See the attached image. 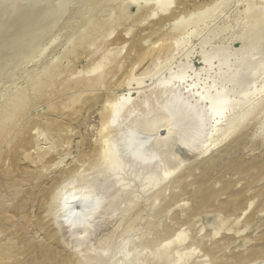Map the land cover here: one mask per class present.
Returning <instances> with one entry per match:
<instances>
[{
	"label": "rangeland",
	"instance_id": "rangeland-1",
	"mask_svg": "<svg viewBox=\"0 0 264 264\" xmlns=\"http://www.w3.org/2000/svg\"><path fill=\"white\" fill-rule=\"evenodd\" d=\"M102 1L81 20L61 18L62 25L60 19L57 31L37 50L25 46L27 52L21 49L17 60L0 61V264H76L81 259L83 264H264V0ZM145 7L154 11H142ZM154 12L159 15L150 18ZM64 21L76 22L88 38L79 34L70 44ZM97 21L104 26L93 34ZM167 43L168 49L158 52ZM54 56L59 58L54 65L60 68L53 67L58 73L40 75ZM101 72L107 74L105 83L93 91L76 87L77 80ZM173 75L182 79L162 91L160 84ZM169 89L190 97L192 105L205 96L199 105L202 114L212 99L227 93L228 109L217 116L211 137L193 154L182 145L200 133L194 117L181 110L159 112L172 97ZM127 98L131 105L106 125L101 116L118 110ZM133 123L139 126L133 137L148 139L141 153L148 166L132 168L133 174L129 168L131 174L125 175L131 165L125 153L119 156L120 139ZM96 152L101 153L99 161ZM114 152L126 170L121 168L124 175L115 177L119 185L107 194L103 191L113 179L108 165ZM77 171L80 176L53 200L58 185ZM95 187L105 197L103 209L89 221L82 219L86 227L81 220L83 227L70 230L62 220L70 223L72 214L61 218V200L70 191ZM68 202H63L65 212Z\"/></svg>",
	"mask_w": 264,
	"mask_h": 264
},
{
	"label": "bare ground",
	"instance_id": "bare-ground-1",
	"mask_svg": "<svg viewBox=\"0 0 264 264\" xmlns=\"http://www.w3.org/2000/svg\"><path fill=\"white\" fill-rule=\"evenodd\" d=\"M62 1V0H61ZM159 2H163V3H167L168 4V0H167V2H164V0L163 1H160V0H158ZM101 2H103L102 0H64V1H62V2H60V0L58 1V0H0V61H3V58H5L4 59V61H6L7 59H8V62L10 61L11 62V58L13 57V61H14V56H15V59L17 58L16 57V55H17V53H19L20 52V50L21 49H23L25 46H27L28 47V50L27 51H29L31 48H35L36 50H37V48H38V45L40 44V45H42L41 43H43V40H46V38H47V36H48V34H50V33H53L54 32V29H55V27H56V25L58 24V22H59V20L61 19V18H63V19H65L66 17H68L67 19H71V21H72V19L73 18H77V17H79L80 15L82 16L83 15V13L85 12V11H87L88 9V12L89 11H92V9L93 8H95V7H100L99 5H100V3ZM170 2V1H169ZM183 2V1H182ZM163 3H161L162 5H163ZM171 3V2H170ZM102 4V3H101ZM160 4V3H159ZM159 6H161V5H159ZM183 6V5H182ZM101 7H102V5H101ZM167 7V6H166ZM150 7H147V9H149ZM101 9V8H100ZM100 9L98 8V9H96L98 12L100 11ZM106 9V8H105ZM144 9H146V7L144 8ZM143 10L142 9V11H149V10ZM95 10V9H94ZM152 10L153 9H151L150 11L152 12ZM160 10V9H159ZM164 10V9H163ZM166 10V9H165ZM96 11V12H97ZM140 12V13H144V12ZM149 11V12H150ZM154 11V10H153ZM161 11V10H160ZM159 11V12H160ZM111 12H112V10H111ZM165 12H167V11H165ZM86 13V12H85ZM91 12H89V14H90ZM139 13V14H140ZM162 13V12H161ZM182 13V12H181ZM107 14V13H106ZM145 14H147V13H145ZM145 14H144V16H145ZM179 14V13H178ZM152 15V13L150 14V15H148L150 18H154V17H156L157 15H159V13L157 12V13H155L154 12V14H153V17L151 16ZM162 15H164V11H163V14ZM80 16V17H81ZM84 16H86V15H84ZM87 16H89V15H87ZM87 16H86V18H87ZM139 16V15H138ZM142 15H140V17H141ZM147 15H146V17H148ZM80 17L79 18H77V20L78 19H80ZM143 17V16H142ZM84 19H86L85 17H83ZM96 18V17H95ZM94 18V19H95ZM139 18V17H138ZM144 18V17H143ZM150 18H149V20H150ZM157 18V17H156ZM63 19H61V22L59 23V25H62L61 23H62V21H63ZM66 19V20H67ZM84 19H82V21H84ZM164 19V18H163ZM165 19H167V18H165ZM164 19V20H165ZM69 20H67V21H69ZM74 20H76V19H74ZM81 20V19H80ZM110 20V19H109ZM140 20H141V18H140ZM143 20V19H142ZM146 20V19H145ZM163 20V21H164ZM67 21H64V23H66V25H67V28H69V29H67L68 31L70 30V33L69 34H71L70 35V40L68 41L70 44H72L73 43V40H75V38H76V40L75 41H77L78 40V37H79V34L81 33V27H79V26H77L76 24V22H75V24H74V21H73V24H70V22H68L69 23V25H68V23H67ZM86 21V20H85ZM96 21V20H95ZM144 21V20H143ZM166 21V20H165ZM259 21V20H258ZM79 23H80V21H79ZM78 23V24H79ZM162 24H163V22H162ZM162 24H161V26H162ZM165 24V23H164ZM59 25H58V27H59ZM66 25L64 24V27L66 28ZM81 25V24H80ZM92 26V25H91ZM102 26H104V23L102 24L101 22H98L97 21V24H95V29H93V30H91L92 32H93V34L96 32V30H100L101 28L100 27H102ZM166 26H167V23H166ZM168 26H169V23H168ZM57 27V28H58ZM62 27V26H61ZM165 27V26H164ZM94 28V27H93ZM168 28V27H167ZM166 27L164 28V29H167ZM169 28H171V27H169ZM59 29V28H58ZM160 29H161V27H160ZM65 30V29H64ZM66 30V31H67ZM156 30H157V28H156ZM163 30V29H162ZM170 30V29H169ZM175 30H177V29H175ZM178 30H180L179 28H178ZM55 31H57V29H55ZM63 31V30H62ZM65 31V32H66ZM158 31V30H157ZM159 31H161V30H159ZM165 31H167V30H165ZM170 31H172V30H170ZM173 31H174V29H173ZM161 32H163V31H161ZM67 33V32H66ZM155 33V32H154ZM59 34V33H58ZM157 34V33H156ZM52 35V34H51ZM57 35V34H56ZM67 35V34H66ZM78 35V36H77ZM81 36L80 37H85V39L86 38H88L87 36H84L85 34L83 33V34H80ZM87 35V34H86ZM92 35V34H91ZM161 34H159V35H157L158 37L160 36ZM77 36V37H76ZM89 36V35H88ZM53 37V36H52ZM63 37V36H62ZM64 37H65V35H64ZM69 36H67V39H69L68 38ZM55 38V37H54ZM53 38V39H54ZM74 38V39H73ZM59 39H60V37H59ZM84 38L82 39L83 40V42H84V40H85ZM175 39V38H174ZM57 40V39H56ZM55 40V41H56ZM66 40V39H65ZM42 41V42H41ZM55 41H52V42H54L53 44H55ZM61 41V40H60ZM64 41V40H63ZM141 41V40H140ZM47 42V41H46ZM142 42V41H141ZM51 43V42H50ZM65 43V42H64ZM143 43V42H142ZM141 43V44H142ZM161 42H159V44H160ZM52 44V43H51ZM50 44V45H51ZM52 44V45H53ZM69 44V45H70ZM75 44V43H74ZM83 44V43H82ZM140 44V45H141ZM40 45H39V47H40ZM44 45V44H43ZM51 45V46H52ZM57 45V44H56ZM61 45V44H60ZM73 45V44H72ZM62 46V45H61ZM83 46V45H82ZM84 46H85V44H84ZM136 48H138L139 47V44L138 43H136ZM159 46V45H158ZM27 47L26 48H24L23 49V51L25 50V49H27ZM54 47V46H53ZM57 47V46H56ZM155 47V46H154ZM156 49H157V47H155ZM168 49V43L167 44H161L159 47H158V52H161V51H165V49ZM51 49H53L52 47H51ZM153 50V49H152ZM22 51V53H24ZM26 51V52H27ZM50 51V50H49ZM54 51V50H53ZM63 52H64V50H62ZM69 51V50H68ZM155 51V50H154ZM167 51V50H166ZM25 52V53H26ZM38 52V51H37ZM44 52V51H43ZM72 52H74V51H72ZM149 52V50L148 51H146V56H147V54H149L148 53ZM150 52H151V50H150ZM156 53H157V51H155ZM30 53V52H29ZM36 53V52H35ZM64 53H66V52H64ZM64 53H62V54H64ZM152 53V52H151ZM41 54V53H40ZM43 54V53H42ZM53 54V53H52ZM68 54V53H67ZM66 54V55H67ZM160 54V53H159ZM19 55V54H18ZM17 55V56H18ZM26 54H24L23 55V58L21 57L22 55H20L19 57H21L22 59H24L23 61H24V63H25V60H26V62H27V59L26 58H28L27 56H25ZM35 55H37V54H35ZM65 55V54H64ZM29 56H33L31 53H30V55ZM58 56V55H57ZM61 55H59V57H60ZM145 56V55H144ZM149 56H150V54H149ZM55 57V56H54ZM63 57V56H62ZM148 57V56H147ZM147 57H146V59H147ZM45 58V57H44ZM61 58V57H60ZM149 58V57H148ZM34 59V58H33ZM59 58H53V60H51V62L49 63V64H47L46 66H42V68L43 69H41V71H39V73H40V75H44V74H47L48 72H50V70H52L51 72H55V71H57L59 68L58 67H55V65H56V63H58V60ZM63 59V58H62ZM65 59V58H64ZM145 59V58H144ZM143 59V60H144ZM17 60V59H16ZM20 59H18V61H19ZM47 60V59H46ZM3 61V62H4ZM22 60H21V62H23ZM60 61V60H59ZM8 62H6V63H8ZM16 62V61H15ZM141 62V61H140ZM39 63V62H38ZM142 63V62H141ZM15 64V63H14ZM21 64V63H20ZM23 64V63H22ZM37 64V63H36ZM44 64V63H43ZM55 64V65H54ZM3 65V64H2ZM12 65V64H11ZM19 64H17V66H18ZM25 65V64H24ZM41 65V64H40ZM54 65V66H53ZM121 65V64H120ZM139 63L137 64V66L139 67ZM14 66V65H13ZM27 66V65H26ZM133 66V65H132ZM145 66V65H144ZM150 66V65H149ZM6 67L7 68H9L7 65H6ZM6 67H5V64H4V67H3V69L5 68V71L6 70H8V69H6ZM19 67V66H18ZM53 67H55V68H58L57 70L54 68L53 69ZM116 67V66H115ZM118 67V66H117ZM137 67V68H138ZM141 67V66H140ZM10 68L11 69H13V71H14V69L15 68H12L11 66H10ZM133 68H135V67H133ZM133 68L131 69V71L133 70ZM148 68V67H147ZM19 69V68H18ZM17 69V70H18ZM22 69V68H21ZM120 69V67L118 68V70ZM122 69V68H121ZM140 69V68H139ZM146 69V68H145ZM145 69H144V71H145ZM116 69H114V71H115ZM149 70V69H148ZM61 71V70H60ZM59 71V72H60ZM113 71V72H114ZM130 71V72H131ZM18 72V71H17ZM16 72V73H17ZM50 72V73H51ZM98 72V70L97 69H95L94 71H93V73H97ZM125 72H126V70H125ZM128 72V71H127ZM129 72V73H130ZM146 72H147V70H146ZM145 72V73H146ZM11 73V71H10V69H9V74L8 73H6V74H8V78H9V75H12V74H10ZM13 73V72H12ZM24 73V72H23ZM30 73V72H29ZM38 73V74H39ZM56 73V72H55ZM58 73V72H57ZM56 73V74H57ZM123 73H124V71H123ZM1 74V73H0ZM14 74H15V72H14ZM13 74V75H14ZM19 74V73H18ZM53 75H55L54 73H52ZM51 74V75H52ZM92 74V73H91ZM125 74V73H124ZM142 74H143V71H142ZM147 74V73H146ZM20 75V74H19ZM25 75V74H24ZM37 75V74H36ZM49 74H47V76H48ZM50 75V76H51ZM110 75V74H109ZM130 75V74H129ZM141 75V74H140ZM7 76V75H6ZM6 76H5V78H6ZM17 76V75H16ZM26 76V75H25ZM29 76V75H28ZM41 76V77H42ZM50 76H48V78L50 77ZM106 76H107V74H104V72L102 73H99V74H97V75H95L94 74V76L92 77H83L84 79L82 80V79H80V80H82V81H78L77 80V84H76V87H79L80 89H84V90H91L92 89V91H93V89H95V87H97V86H99V85H101V84H103V82L106 80ZM133 76V75H132ZM175 75H173V76H171L170 77V79H169V81H167L165 84H160V86H159V88H161L162 87V91H163V87H164V89H165V87L167 86V84L169 83V82H171L172 80H174V79H178V77L180 78V79H182V77L179 75L178 77L177 76H175ZM11 77V76H10ZM21 77V76H20ZM33 77V76H32ZM44 77H45V75H44ZM51 77H53V76H51ZM113 77V76H112ZM129 77V76H128ZM28 78H30V77H28ZM21 79V78H20ZM24 79V78H23ZM123 80H126V77H125V79L124 78H122ZM127 79H129V78H127ZM6 80H7V78H6ZM9 80V79H8ZM7 80V81H8ZM28 80V79H27ZM30 80V79H29ZM40 80V79H39ZM4 81H5V79H4ZM12 81V80H11ZM32 81H33V79H32ZM32 81H31V83H32ZM36 81V80H35ZM119 81V80H118ZM3 82V81H2ZM18 82V81H17ZM28 82H30V81H28ZM39 82V81H38ZM79 82V83H78ZM117 82V81H116ZM124 81H121V83H123ZM11 83V82H10ZM40 83V82H39ZM39 83H37V85L39 84ZM105 83V82H104ZM120 83V84H121ZM128 83H129V81H128ZM35 84V83H34ZM75 84H74V86H75ZM113 84H114V82H113ZM116 84V83H115ZM120 84L118 85V86H116V87H119L120 86ZM29 85V84H28ZM122 85V84H121ZM33 86V85H32ZM39 86V85H38ZM111 86H112V84H111ZM123 86V85H122ZM26 87V86H25ZM112 87H114V86H112ZM124 87H125V85H124ZM15 88V87H14ZM79 89V90H80ZM119 89H121V88H119ZM18 90V89H17ZM113 90H114V88H113ZM166 90V89H165ZM169 90H171L170 92L172 93H170L169 92ZM168 90V95H169V93L172 95V97H171V99L170 98H167V99H170L169 100V102H166L167 104H165L163 107H162V105H161V107H159L160 109H159V112L161 113V114H165V115H167L168 113H172V114H174V113H178V110L180 111H186L185 113L186 114H190L191 116H189V117H194V121H195V123L197 124V125H199V126H197L200 130V133H199V135H198V133H197V135H198V137L195 139V137H194V139H195V141H194V139H191L190 138V140H193L192 142H190V143H184L185 145H182V147H184L185 149V151L186 152H188V153H195V152H197V151H199L200 149H201V146L203 147V143H204V141L206 142L207 141V139H208V135H209V133L208 132H210V130H211V128H213L212 126H213V124H215L214 122H216L217 120V116L218 115H221L224 111H226L228 108V104L226 103V102H224V98H225V96L227 95V93H225V92H222L217 98H215L214 100V102H213V99L210 101V102H212V103H210V106L208 107L209 109H207V111L205 112V114H202L203 113V111H201V109L199 108V105H200V103H201V101L202 100H204L206 97L205 96H198L195 100L196 101H194L195 102V105H192L191 104V100H189L190 99V97H189V99H186V98H188V97H186V98H182V96H181V94H180V92L178 91V90H173V89H169ZM88 91V92H89ZM95 91V90H94ZM23 92V91H22ZM128 92V91H127ZM167 92V91H166ZM89 93H91V92H89ZM112 93V92H111ZM115 93V92H114ZM14 94V93H13ZM70 94V93H69ZM94 94V96H95V94L96 93H93ZM93 94H90V95H93ZM110 94V93H109ZM109 94L107 95V98L109 99L110 98V96H109ZM127 93H124V94H120V96H125ZM132 94V93H131ZM167 94V93H166ZM15 95V94H14ZM97 95V94H96ZM116 95V94H115ZM17 96V95H16ZM78 96H80V95H78ZM119 96V95H118ZM4 97V96H3ZM19 97V96H18ZM21 97V99H25L24 97L22 98V96H20ZM83 96H81V98H82ZM130 97V96H129ZM169 97V96H168ZM27 98V97H26ZM106 98V99H107ZM113 98H114V96H113ZM112 98V99H113ZM119 98V97H118ZM8 99V98H7ZM11 100H12V98H10ZM15 99V98H14ZM13 99V100H14ZM18 99V98H17ZM20 99V98H19ZM20 99V100H21ZM134 99V98H133ZM132 98H131V101L133 100ZM136 100H133L134 101V103H132V104H139V101H138V99L137 98H135ZM192 99V98H191ZM6 100V99H5ZM10 100V101H11ZM77 100H78V98H77ZM75 101V100H74ZM74 101H71V102H74ZM108 100H105V102H107ZM109 101H110V99H109ZM108 101V103H106V105L107 104H109L110 102ZM12 102H14L15 103V101H12ZM78 102V101H77ZM80 102V101H79ZM21 103V102H20ZM69 103V102H68ZM13 104V103H12ZM17 104V103H16ZM76 104V103H75ZM77 104H80V103H77ZM129 104L131 105V102H130V99H125V100H123V102L121 103V106H119V108H118V110H112L111 109V107H110V113L108 112L109 111V109H108V111L106 110V112H107V114L106 115H102L101 117H104L103 119H104V123H106V125L110 122V121H113L114 119H115V117L121 112V111H123V109L125 108V109H127L128 107H129ZM7 105H8V103H7ZM15 105V104H14ZM13 105V106H14ZM20 105V104H19ZM64 105H66V103L64 104ZM68 105V104H67ZM71 105V104H70ZM5 106V105H4ZM12 106V105H11ZM18 106V105H17ZM17 106H15V107H17ZM6 107V106H5ZM9 107V106H8ZM20 107V106H19ZM103 107V106H102ZM7 108V107H6ZM62 108H64V107H62ZM73 108V107H72ZM104 108H105V104H104ZM3 109V108H2ZM10 109V108H9ZM8 109V110H9ZM65 109V108H64ZM67 109V108H66ZM124 109V110H125ZM12 111H13V109H11ZM16 111V110H15ZM14 112V111H13ZM105 112V111H104ZM103 111L101 112V114L102 113H104ZM6 113V112H5ZM5 113H3V115L5 114ZM64 113V112H63ZM167 113V114H166ZM181 113V112H180ZM10 114H11V111H10ZM9 114V115H10ZM179 114V113H178ZM8 115V116H9ZM12 115H15V113H12ZM12 115H10V116H12ZM169 115H171V114H169ZM1 116H2V114H1ZM9 116V117H10ZM100 117V118H101ZM12 118V117H11ZM1 119V118H0ZM102 120V119H101ZM191 120H193L192 118H191ZM216 120V121H215ZM1 123V122H0ZM104 123H101V125L102 124H104ZM136 123V122H135ZM138 123V122H137ZM140 124H141V122H139ZM138 123V124H139ZM138 124H132L131 126H127L126 128H128L127 129V131H125L124 133H123V131H122V136H121V142H120V140H118L120 143H122L121 145H122V153H120V155L119 156H121V154H123V153H125L124 155H125V159L126 160H129L128 162L130 163V165H131V167L129 166V165H127V170L126 169H123V167H125L126 168V166H124V165H121V163H120V166H119V162L118 161H116V160H118L117 159V152H114V153H112L111 155H112V158H111V160H110V164L108 165L109 167H108V172H110L109 174H111L110 176L113 178L112 180H111V182H110V184L108 185V187H106L105 189L106 190H104L103 192L104 193H109L114 187H116L117 186V184L119 183H117L116 182V178L119 176L120 177V175L122 174V172L120 173V170H121V168L125 171L126 170V172H124L125 173V175H126V173H128L127 171H129V175L131 174L130 173V170H128L129 168L132 170V168L135 170V169H137L138 167H146V166H148V163L146 162V160H144L142 157V155H141V153L143 152V151H145L146 150V148H148V145L147 144H149V142L146 140V141H139L140 139H136L135 137H133V132L139 127H137V125ZM139 124V125H140ZM105 125V124H104ZM192 127H194V126H192ZM191 127V128H192ZM2 128V127H1ZM184 129V128H183ZM182 129V130H183ZM103 130V129H102ZM125 130V129H124ZM172 129H170V130H168V135H169V133H170V131H171ZM188 130V129H187ZM185 132V131H184ZM183 132V133H184ZM212 132V131H211ZM102 133V132H101ZM101 133H99V134H101ZM104 133H106V132H104ZM109 133V132H108ZM107 133V134H108ZM189 133V132H188ZM103 134V133H102ZM188 135H190V134H188ZM197 135H195V136H197ZM9 136V135H8ZM102 136V135H101ZM109 136V135H108ZM182 136V135H181ZM192 136V135H191ZM13 137V136H12ZM206 137H207V139H206ZM210 137H211V134H210ZM209 137V138H210ZM102 138V137H101ZM100 138V139H101ZM105 138H107L106 136L104 137V139ZM206 139V140H205ZM107 140V139H106ZM204 140V141H203ZM5 141V140H4ZM13 141V140H12ZM98 141H99V137H98ZM97 141V144L98 145H101L103 142V139H101L100 141L101 142H98ZM105 141V140H104ZM183 141V140H182ZM181 141V142H182ZM188 141V140H187ZM209 141H210V139H209ZM236 142H237V139H236ZM239 142V141H238ZM101 143V144H100ZM155 143H157V142H153L152 143V146L155 144ZM96 144V145H97ZM204 144H206V143H204ZM121 145L119 146L120 148L119 149H121ZM209 145V144H208ZM103 146V144L101 145V147ZM104 146H105V144H104ZM205 146V145H204ZM207 146V145H206ZM205 146V147H206ZM212 146V145H211ZM98 147V146H97ZM96 147V148H97ZM180 147H181V144H180ZM39 148V147H38ZM52 148H54V147H52ZM99 149H101V153H102V148H100V146L98 147ZM97 148V149H98ZM183 149V148H182ZM197 150V151H196ZM204 151H205V148H204ZM208 151V150H207ZM52 152V151H51ZM202 152V151H201ZM100 152H99V154L96 152V154H98L99 156H98V158H97V160L99 159V158H101L100 156V154H101ZM188 153H187V155H188ZM202 153H204V152H202ZM206 153V152H205ZM204 153V154H205ZM96 154H95V156H96ZM119 154V153H118ZM28 155V154H27ZM42 155V154H41ZM200 155V154H199ZM92 156V155H91ZM103 156V155H102ZM198 156V155H197ZM197 156H196V158H197ZM201 156V155H200ZM26 157V156H25ZM24 157V158H25ZM203 157V156H202ZM201 157V158H202ZM218 157H220V156H218ZM103 158V157H102ZM200 158V159H201ZM88 160V159H87ZM96 160V159H95ZM96 160V161H97ZM125 160V161H126ZM197 160V159H196ZM214 160V159H213ZM212 160V161H213ZM93 161H94V159H93ZM92 161V162H93ZM99 161V160H98ZM193 161V160H192ZM198 161V160H197ZM91 162V161H90ZM128 162H126L127 164H128ZM202 162V161H201ZM207 162V161H206ZM206 162L204 163V164H206ZM215 162V161H214ZM218 162V161H217ZM208 163V162H207ZM209 163H211L210 161H209ZM208 163V164H209ZM92 164V163H91ZM207 164V165H208ZM123 166V167H122ZM204 166V165H203ZM158 167H159V165H158ZM206 167V166H205ZM156 168H157V165H156ZM76 169V168H75ZM134 170H132V174H133V171ZM157 170H159V169H157ZM156 170V172H158ZM44 171V170H43ZM81 171V170H80ZM105 171H107V170H105ZM122 171V170H121ZM136 171V170H135ZM135 171H134V173H135ZM70 172V171H69ZM81 173H82V171H81ZM119 173H120V175H119ZM67 174H68V172H67ZM78 174H80L78 171L76 172V174H74L73 173V175H71L72 177L71 178H68L66 181H64L61 185H58L59 186V188H57V189H55L54 190V196H52L51 195V198L53 199V197H55V195L57 194V191H59V189H62V188H64V186H66V184H68L67 182L68 181H70L71 179H75V177H77V175ZM127 174V175H128ZM118 175V176H117ZM122 175H124V174H122ZM128 175V176H129ZM68 176H69V174H68ZM78 176H80V175H78ZM70 177V176H69ZM116 177V178H115ZM169 177V176H168ZM78 178V177H77ZM164 178V177H163ZM167 178V176L164 178V179H162L161 181H159L158 183H156L154 186H152L151 187V189L152 188H156L157 186H160L161 185V183L165 180ZM66 179V178H65ZM65 179H63V180H65ZM73 179V180H74ZM189 179H190V177H189ZM62 180V181H63ZM118 181V180H117ZM61 183V182H60ZM174 183V182H173ZM119 185V184H118ZM57 186V187H58ZM168 186V185H167ZM253 186V185H252ZM117 188V187H116ZM168 190V189H167ZM176 191V190H175ZM99 192H100V188L98 189L97 187H95V188H92L89 192L87 191V192H79V190H75V191H70L68 194H66V196L61 200V202H60V204H59V206L61 207V211H62V214H61V218L62 217H64V215L65 214H72V218H73V220L69 223V222H66V221H64V220H62L63 222V224H66L67 225V228H70V230L75 226V225H79L80 224V221L82 220V219H85V220H88L89 221V219L91 220L92 219V217H94L95 216V214L96 213H98V211L100 210V209H103V207H104V205H105V197H103V196H98V194H99ZM249 194V193H248ZM162 195V194H161ZM79 196V197H78ZM158 196V195H157ZM163 196V195H162ZM167 196V195H166ZM71 197V198H70ZM70 198V199H69ZM158 198H159V196H158ZM51 199V200H52ZM77 199V200H76ZM196 199V198H195ZM54 200V199H53ZM65 200H68L69 202L67 203L68 204V206H69V208L67 209V212H65V209H64V207H63V202L65 201ZM154 200V199H153ZM157 200V199H156ZM250 204V203H249ZM252 205V204H251ZM101 211V210H100ZM86 218H89V219H86ZM241 219V218H240ZM83 221V223H82V221H81V223L84 225V222H86V221ZM89 224V223H88ZM66 225H64V226H66ZM86 225H87V223H86ZM79 226H81V227H83L82 225H79ZM78 226V227H79ZM85 226V225H84ZM86 227V226H85ZM88 227V226H87ZM76 229H78V228H76ZM80 229H82V228H80ZM69 230V231H70ZM75 233V232H74ZM245 254V253H244ZM74 256V255H73ZM75 257V256H74ZM79 257V256H78ZM94 257H97V256H94ZM94 257H92L93 259H94ZM73 258V257H72ZM98 258V257H97ZM79 259V258H78ZM81 259V258H80ZM90 259V258H89ZM96 259V258H95ZM126 259H127V257H126ZM77 260V259H76ZM82 260V259H81ZM81 260H80V262H81ZM99 260V259H98ZM130 260V259H129ZM79 261V260H78ZM78 261H76L77 263L76 264H83L82 262L80 263H78ZM93 261V260H92ZM230 261V260H229ZM70 262V261H69ZM85 262H86V260H85ZM89 262H91V261H89ZM87 264H89V263H87ZM97 264V263H96Z\"/></svg>",
	"mask_w": 264,
	"mask_h": 264
},
{
	"label": "clouds",
	"instance_id": "clouds-1",
	"mask_svg": "<svg viewBox=\"0 0 264 264\" xmlns=\"http://www.w3.org/2000/svg\"><path fill=\"white\" fill-rule=\"evenodd\" d=\"M58 212V211H57ZM65 216H67V214H65Z\"/></svg>",
	"mask_w": 264,
	"mask_h": 264
}]
</instances>
